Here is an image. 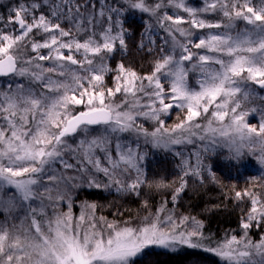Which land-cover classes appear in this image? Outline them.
I'll return each mask as SVG.
<instances>
[{"label":"snow or ice","instance_id":"1","mask_svg":"<svg viewBox=\"0 0 264 264\" xmlns=\"http://www.w3.org/2000/svg\"><path fill=\"white\" fill-rule=\"evenodd\" d=\"M123 5L149 14L166 33L159 46L161 55L148 75L122 62L112 68L108 62L117 43L126 46ZM39 7L35 2L21 3L12 9L14 15L0 17V76L28 80L0 91V210L10 211L17 203L14 197L3 198L5 186L14 187L24 201H42L39 211L31 210L30 224L22 221L11 228L0 224V264H134V258L152 244L203 248L225 264H264V235L254 241L248 231L253 222L264 223V201L252 191L235 194L238 200L248 197L251 204L241 220V236L232 235L215 247L202 243L200 222L193 218L191 230L183 229L170 213L159 215L163 206L141 227H118L97 218L95 204H85L74 223L69 191H59L61 185L70 190L77 183L76 177L64 175L68 170L76 172L80 186L136 191L147 183L140 165L143 156L118 140L113 145L115 134L132 130L164 148L192 143L199 136L208 141L205 152L223 146L237 163L245 150L251 153L258 146V163L264 168V110L257 127L246 120L256 109L242 108L254 94L249 81L264 89V0L258 8L251 0H204L200 9L188 6L186 0H123L122 5L105 4L98 11L95 4H85L84 12L76 0H57L49 6V15H37ZM208 12L221 14L227 22L206 20L203 13ZM97 17L103 19L102 26ZM236 20L251 29L234 31ZM65 21L69 27L63 26ZM222 27L224 31L207 35L195 31ZM192 71L199 73L197 87L188 82ZM109 73L112 87L105 82ZM78 106L83 107L76 111ZM181 112L182 120L166 126L167 118H179ZM141 120L153 122L155 128L148 131ZM96 125L104 128L93 134ZM78 132L82 138L70 143L67 138ZM66 155L75 163H69ZM202 155L197 154L194 168L184 161L182 184L173 201L186 183L183 178L198 175L204 167ZM57 164L63 171L54 167ZM37 185L45 193L56 189L55 196L47 197L50 206L55 210L66 201L68 212L54 211L50 218ZM187 221L182 218V223ZM253 254L261 260L252 259Z\"/></svg>","mask_w":264,"mask_h":264},{"label":"trees","instance_id":"2","mask_svg":"<svg viewBox=\"0 0 264 264\" xmlns=\"http://www.w3.org/2000/svg\"><path fill=\"white\" fill-rule=\"evenodd\" d=\"M6 1L8 0H0V5ZM20 1L26 5L35 2L41 7L44 0ZM52 1L55 2L56 0ZM79 1L82 4L86 0ZM38 13L40 14V12L36 14ZM41 13L48 14V12ZM9 15H14V13L4 12L1 17L6 20ZM63 26L66 27L64 24ZM123 26L126 30L124 36L126 46L111 53L108 61L110 66L115 68L117 64L122 62L126 67L135 70L142 76L150 74L157 60V54L154 49L152 52L148 50L149 46L146 42L147 25L140 18L129 17L123 21ZM142 43L144 48L140 47ZM118 47L120 46L116 48ZM43 63L47 64V62ZM112 75V73H109L105 79L109 87L112 86ZM11 78L13 76L0 79V83L3 84ZM8 86L4 87L5 90L8 89ZM12 86L15 87V85ZM256 91L263 92L264 90L256 89ZM95 127L92 126V128ZM209 166L213 177H206L202 181L192 177L187 178L175 201L172 197L176 189L179 188L176 179L177 163L171 157L148 161L145 168V178L148 182L142 184L134 194L117 195L109 191V188L80 186L79 178L74 170H68L64 175L69 178L76 177L77 183L70 190L61 185L59 191H69L74 223L85 204H95V216L97 218L104 217L107 222L118 227L125 225L141 227L157 215L158 210L163 206L165 211L159 213V215L163 217L170 213L183 229L191 230L193 218L195 221L200 222L202 224L201 231L205 237L202 243L205 246L215 247L218 242H223L232 235L237 236V238L241 236L243 232L241 220L248 212V203L245 199L238 200L235 192L228 184L226 172L232 170L230 166H227L220 159L210 160ZM58 170L63 171L59 168ZM233 172L236 174L235 170ZM101 179H103L102 174ZM253 191L264 194L258 188L253 189ZM56 192L57 190L53 189L49 193H45L43 188L40 187V193L44 197L43 204L48 206L46 211L50 218L54 211L59 213L68 212L66 201H61L59 207L55 210L50 206L51 201L47 197L49 195L55 196ZM9 197H14L17 203L10 211L0 210V224H6L9 228L13 225L19 226L22 221L26 225L30 224L31 210L37 209L39 211V206L42 203L41 199L33 198L24 201L14 187L5 186L3 198L7 200ZM184 217L188 218L186 223H182ZM37 218L43 219V216ZM248 231L254 241H258L264 235L262 225L259 227L253 225ZM260 260L256 261L259 262ZM134 264H225V262L213 252L205 251L202 248L181 247L173 250L148 249L134 260Z\"/></svg>","mask_w":264,"mask_h":264},{"label":"rangeland","instance_id":"3","mask_svg":"<svg viewBox=\"0 0 264 264\" xmlns=\"http://www.w3.org/2000/svg\"><path fill=\"white\" fill-rule=\"evenodd\" d=\"M57 2H53L52 0H48V3H45V0L43 1V5L39 7V9L36 11L37 12H48L47 15L50 14V5H53ZM78 4H80L81 11L84 12L85 9L83 5L85 4H95L96 5V10L98 11L101 6L111 5V4H118L122 5L123 0H86L84 3L81 4L79 0H76ZM188 3V6L194 7L197 9H200L204 6V0H186ZM22 2L20 0H8L4 2L3 4L0 5V17L3 16L4 12H12V9L16 7L18 4H21ZM251 4L254 8L260 7V0H251ZM125 8V11L122 13V21H124L126 18L129 17H137L140 18L141 20L144 21V23L147 25L146 26V37H147V44L148 46H151L152 49L156 51L157 54V59L161 55L159 52V46L162 44V38L165 37L166 33L163 32V29L159 26V24L156 22L155 18L151 17L147 13H141L139 10H128L127 5H123ZM166 11H169L172 14H178L181 16H186L187 14L184 12H179L176 13L174 9H165ZM88 11H92V9H88ZM13 14V12H12ZM39 15V13L37 14ZM46 15V14H45ZM203 16L206 20L208 21H221L225 20V18L222 17L221 14L219 13H203ZM227 21L225 20V23ZM103 19L100 17H97V24L98 26H102ZM66 25V27H69V23L65 21L63 23ZM236 28L234 31H240L245 28L251 29V25H248L245 21L242 20H236L235 21ZM182 27H188V25H182ZM197 32V35H207L210 33H217V32H222L224 31V28L216 29H208L205 28L203 30H195ZM149 37H151L152 40H155L154 45H150V40ZM119 46L117 43L116 47ZM121 47L116 48L119 49ZM47 51V50H43ZM192 51L195 52H200V53H205L204 49H192ZM207 55H219L218 53H212V52H206ZM111 55V54H110ZM79 58V57H78ZM227 59L228 57H224ZM195 59V57H194ZM186 65H190V62H185ZM75 67V66H73ZM216 67H219L218 65ZM246 75V73L244 74ZM199 76V73L192 71L189 73L188 76V82L191 86L197 87V78ZM56 78V77H54ZM25 83L28 84V80L25 78L21 77H13L10 80L6 81L5 83L1 84L0 83V91H5L4 87H7L8 85H16L18 83ZM32 87L37 90H41L40 86L37 83H33ZM112 87V86H111ZM165 87L167 88V84H165ZM248 88L252 90L254 93L251 95L247 100H245L242 103V108H249V109H256L255 112H251L249 116L246 117V120L248 121L249 124L253 123V126H259V123L261 121V115H260V110H264V91L263 92H257L256 87L252 82H248ZM258 90V89H257ZM47 91V90H44ZM119 99V96L117 97ZM83 106H78L76 110H80ZM173 112H177L178 110L173 109ZM210 112L212 111V108L209 110ZM239 111V110H238ZM184 118V113L181 112L179 115V118L177 116L173 115L169 118H167V125L166 126H171L174 125L175 123H178L179 120H182ZM227 121V118H226ZM225 121V122H226ZM198 122H201L203 124V120H198ZM140 123L143 124L144 128L147 129L148 131H152L155 128V124L151 121H144L141 120ZM252 125V124H251ZM104 126L96 125L95 128H93V134H97L99 132L103 131ZM82 138L81 133H77L75 136H70L67 138L70 143H78L79 139ZM113 140V145L117 142V140L122 143L131 146L134 150H136L139 155L143 156V160L140 161V165L143 169L144 172V177H145V168H146V163L150 160H154L157 158H166V157H171L173 158L176 163H177V181H178V186L180 187L182 184L181 180V175H182V166L184 165V161L188 162V165L191 167H195L197 164V154L203 153L201 159L203 160L204 167L199 170V174H190L188 176H185L183 179L184 181L192 177L198 181L204 180L206 177H213L212 171L209 166V161L212 159H220L223 163H225L227 166H230L232 168L231 171L226 172V177L229 186L232 188V191L236 192L240 191L243 193L245 190L248 191H253V189L258 188L259 190L263 191L264 193V168H262L261 165L258 163V157L260 155L259 153V147L253 152L249 153L247 150H245V155L244 157L240 160V163H237L235 159L230 158L232 156V153L229 152V150L223 146H216L212 150L205 152L204 147L208 143L207 140H200L199 136H195L192 138L193 142L192 143H182L179 145H171L169 148H164V147H157L155 146L149 137L143 136L141 133L137 131H126L123 133H117L112 137ZM102 155V154H101ZM65 159H68L69 163H75L74 160H72L69 156H65ZM59 166V167H57ZM56 169L60 168V165L57 164L54 166ZM235 173L234 174V171ZM109 191L116 193L117 195H127V194H134L136 191H117L116 187H110ZM258 195V198L261 199V201H264V194H259L257 192H254ZM248 203V211L250 210L251 204H250V199L248 197H243ZM253 225L256 227L263 226L264 223H261L259 226L256 225L255 222H253ZM181 247H187L186 245H179L177 244L175 247H163L160 245L152 244L148 245L145 247L142 251L147 250L149 248H161V249H167V250H173V249H179ZM203 249V248H202ZM141 251V252H142ZM140 252V253H141ZM139 253V254H140ZM138 254V255H139ZM137 255V256H138ZM136 256V257H137ZM252 259L258 260L261 259L260 256L253 254Z\"/></svg>","mask_w":264,"mask_h":264},{"label":"water","instance_id":"4","mask_svg":"<svg viewBox=\"0 0 264 264\" xmlns=\"http://www.w3.org/2000/svg\"><path fill=\"white\" fill-rule=\"evenodd\" d=\"M192 1H195V0H192ZM7 77H10V76H0V79L7 78ZM254 86L260 91L264 90V89L260 88L259 85H257V84H254Z\"/></svg>","mask_w":264,"mask_h":264},{"label":"bare ground","instance_id":"5","mask_svg":"<svg viewBox=\"0 0 264 264\" xmlns=\"http://www.w3.org/2000/svg\"><path fill=\"white\" fill-rule=\"evenodd\" d=\"M59 169H62V168H59ZM149 249H151V248H149ZM148 250V249H147ZM146 250H144V251H142L137 257H135L134 258V260L136 259V258H138L143 252H145Z\"/></svg>","mask_w":264,"mask_h":264}]
</instances>
